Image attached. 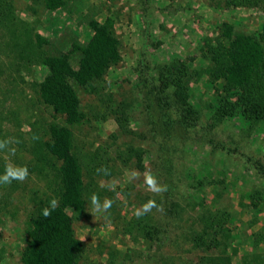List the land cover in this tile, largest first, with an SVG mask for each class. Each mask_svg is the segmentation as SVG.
I'll list each match as a JSON object with an SVG mask.
<instances>
[{
    "label": "rangeland",
    "instance_id": "374dc122",
    "mask_svg": "<svg viewBox=\"0 0 264 264\" xmlns=\"http://www.w3.org/2000/svg\"><path fill=\"white\" fill-rule=\"evenodd\" d=\"M205 1L221 14L226 13L222 19L237 26L236 32L249 31L257 37L264 33V8L237 7L254 11L248 10L242 16L237 15L238 9L225 8L224 0ZM127 2L66 0L64 9L50 12L40 0H11L18 29L29 31L33 43L35 35L46 43L35 46V55L28 63H22L16 56L11 34L0 28V140L11 138L9 148L15 149L14 154L7 149L0 151V174L10 163L27 166L30 173L24 182L0 185V264H21L30 217L53 198L58 199L60 190L59 163L39 147L48 141L51 124L65 122L39 99L38 84L46 74L39 56H57L69 51L73 43L86 44L88 22L103 21L106 15L115 21L114 31L121 43L120 62L94 83L93 93L70 81L85 116L81 124L71 127L74 152L83 169L85 208L82 214L67 210L76 237L85 245L79 264H197L202 253L192 249L187 235L199 229L194 221L202 209L210 208L223 209L232 217L229 228L235 239L227 255L239 247L244 253L259 247L264 251V240L253 243L254 234L264 235V176L256 174L248 163L264 165V124L248 129L238 115L213 122L216 100L225 94L221 81L211 87L206 75L190 81L189 103L197 112V127L183 128L172 113L159 110L154 97L144 100L136 87L138 62L144 57L152 69L148 74L156 76L154 68L172 60L157 62L160 43L157 26L153 27L157 22L155 10L166 16L169 13L160 2L152 0L148 22L142 21L143 43L131 53L124 47L121 33L124 16L120 11ZM103 12L106 15H100ZM220 24H213L207 38L216 40ZM145 34L150 46L145 42ZM78 59L77 53L71 56L74 68ZM187 59L191 70H202L209 64L207 60H203L204 64L196 62L195 57ZM227 99L233 102L235 97L229 95ZM146 111L158 124L169 119L174 122L169 125L172 130L164 156L178 207L168 227V240L164 239L158 251L156 241L142 237V226L146 222L157 224L159 211L154 208L141 218L135 215L142 204L157 198L144 182L145 172L154 175L152 161L157 153V145L148 138L143 123L148 121L144 117ZM160 133L165 135L162 130ZM222 146L234 151L229 153ZM140 150L143 171L137 168L135 156ZM102 169H107V174ZM93 193L101 203L105 198L111 199L112 207L107 212L94 211L90 199ZM262 256H233L232 264L241 263V259L262 264Z\"/></svg>",
    "mask_w": 264,
    "mask_h": 264
},
{
    "label": "trees",
    "instance_id": "16d2710c",
    "mask_svg": "<svg viewBox=\"0 0 264 264\" xmlns=\"http://www.w3.org/2000/svg\"><path fill=\"white\" fill-rule=\"evenodd\" d=\"M40 2L45 10L50 12L66 7V0ZM135 2L142 21L146 19L148 22L152 0ZM224 6L227 9L264 8V0H224ZM114 24L115 21L110 16L103 21L92 19L88 22L92 36L86 44L73 43L69 51L57 56H39L41 65L46 69L44 78L38 84L39 99L55 115L62 116L65 122V125L51 124L48 127V141L39 147L40 151L59 163L57 175L60 182V203L48 218L42 216V209L49 204L38 208L30 217L26 244L20 255L21 264H79L84 252V242L76 237L72 218L67 213V210H71L82 214L85 208L83 169L74 152L71 130L72 126L81 124L85 116L80 111L79 98L70 81L83 87L88 93H93L94 83L101 81L107 70L120 62L121 43L115 34ZM0 28L8 30L11 34L16 56L22 63H28L27 61L35 55V46L46 43L39 35H35L33 43L29 39V31L18 29L11 0H0ZM143 37L147 46H150L147 42L148 36L145 34ZM198 52L203 60L209 62L206 68L191 70L188 59L173 58L168 63L154 68L156 76L148 74L152 69L146 59L141 57L137 67L136 87L144 100L154 97L159 110L162 113H172L176 123L183 128L197 127V112L189 103L190 81L206 75L211 87L215 82L221 81L222 92L225 94L216 100L213 122L220 123L238 115L248 129L264 124V33L257 37L236 32L232 24L223 22L218 26L216 40L204 38ZM75 53L79 54L76 68L70 62ZM229 95L235 97L233 102L227 99ZM144 117L148 118V121H143L147 136L157 145V153L152 161L153 173L168 189L157 195L155 200L159 211L157 224L150 225L146 222L142 226V237L148 241H156L158 251L164 244V239L168 240V227L177 215L178 207L175 186L170 180L171 171L164 156L165 145L172 130L169 125L174 122L169 119L158 124L150 119L149 113ZM117 121L120 124L121 120ZM160 130L165 132V135L161 134ZM222 148L229 153L234 151L227 147ZM140 152L135 156L137 168L143 171L142 151ZM248 163L256 174L264 176V165ZM231 221L232 217L223 209H202L194 221L195 225H199V229L192 230L187 235L192 249L202 253L197 264H232V257L236 255L237 250L233 249L232 255L226 254L235 239L229 228ZM260 240H264V235L254 234L253 243H259Z\"/></svg>",
    "mask_w": 264,
    "mask_h": 264
},
{
    "label": "crops",
    "instance_id": "0c3cea01",
    "mask_svg": "<svg viewBox=\"0 0 264 264\" xmlns=\"http://www.w3.org/2000/svg\"><path fill=\"white\" fill-rule=\"evenodd\" d=\"M127 1L126 6L120 11L124 16L121 24V33L124 38V47L127 51L132 53L133 50H137L143 43L141 39L143 23L141 13L134 0ZM157 2H160L162 4L161 6L165 7L169 13V15L166 16L158 9L154 11V13L157 14V22L154 23L153 27L155 29L157 26L155 30H157V41L160 43L157 53V62H167L173 58L185 60L189 57H195L196 62L199 61L204 64L205 62L198 54V49L202 40L209 36V30L214 27L213 24L215 23L217 25L219 23L228 22L234 25L231 21L222 19V17H225L226 13L221 14L205 0H173V2H169L168 0H157ZM234 9H238L237 15L242 16L248 13V10L251 11V13L254 12L246 8ZM103 14L106 15L105 12L100 15ZM107 16L109 15H106L105 18ZM99 17L100 16H98V18ZM96 20L101 21V19ZM236 27L237 26L234 27L235 31ZM242 32L249 34V31ZM91 36L92 31L89 30V38ZM260 248L261 247L256 251L249 249V252L246 251V253H244L239 247L235 256L242 258L252 253H256L257 255L264 254V251ZM239 264L252 263L248 260L242 261L241 259V263ZM262 264H264V260H262Z\"/></svg>",
    "mask_w": 264,
    "mask_h": 264
},
{
    "label": "clouds",
    "instance_id": "9594fccd",
    "mask_svg": "<svg viewBox=\"0 0 264 264\" xmlns=\"http://www.w3.org/2000/svg\"><path fill=\"white\" fill-rule=\"evenodd\" d=\"M11 143V138L0 140V151H4L5 149H7L14 154L15 149L9 148V145ZM102 170L105 172V174H107V169ZM29 175L30 173L27 166H19L10 163L5 167L3 174H0V185H10L13 181L24 182L29 177ZM135 175L136 174L133 173L134 177ZM144 182L147 185L148 189L157 195L168 190L167 186L162 185L158 181L157 177L151 173V171L145 172ZM90 199L93 210L96 212H107L113 204V201L109 198H105L101 203L100 198L95 193L92 194ZM59 203L60 202L58 199L53 198L49 202V205L42 209V216L44 218L50 217L52 213L59 207ZM154 208H158V205L156 204L155 200L150 199L136 209L135 215L137 218H141L150 213Z\"/></svg>",
    "mask_w": 264,
    "mask_h": 264
}]
</instances>
